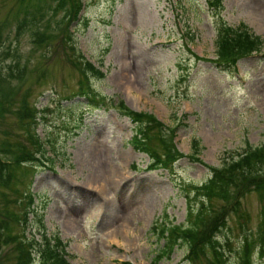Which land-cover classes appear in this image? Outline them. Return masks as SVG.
I'll list each match as a JSON object with an SVG mask.
<instances>
[{"label":"rangeland","instance_id":"obj_1","mask_svg":"<svg viewBox=\"0 0 264 264\" xmlns=\"http://www.w3.org/2000/svg\"><path fill=\"white\" fill-rule=\"evenodd\" d=\"M76 1L0 0V264L22 261V240L41 245L42 235L58 236L68 264H152L163 245L153 220L185 226L188 207L200 201L223 215L210 223L209 248L223 264H240L241 237L264 233V192L235 189L229 210L225 201L205 203L195 188L211 176L208 167L264 143V0H222L217 16L205 0H81L71 20ZM217 17L245 24L262 42L235 72L216 62ZM95 95L108 110L84 99ZM120 102L161 124L148 134L160 160L167 149L158 136L181 154L165 170L146 171L149 158L127 144L133 125ZM23 148L36 162L13 160ZM209 248L192 264H209ZM253 249L250 264H264ZM27 253L29 264H42L36 245ZM187 256L179 244L156 264H189Z\"/></svg>","mask_w":264,"mask_h":264},{"label":"trees","instance_id":"obj_2","mask_svg":"<svg viewBox=\"0 0 264 264\" xmlns=\"http://www.w3.org/2000/svg\"><path fill=\"white\" fill-rule=\"evenodd\" d=\"M222 0H205L207 11L209 14L216 16L222 10ZM81 2L77 0L74 6H71V20H75L78 12L81 10ZM35 22L34 18L29 19V16H26L22 19L27 27V32H30V35H35L36 32H33L31 29V23ZM61 23H56L55 26H59ZM23 25H19V29ZM214 49L216 55V62L220 65H225L228 69L232 66L237 59L249 56L252 53H258L261 49L262 42L261 39L254 35L251 30L243 23L231 26L223 22L220 18L217 17V20L214 21ZM38 29V28H37ZM3 41H0V47ZM49 47V46H46ZM50 48H48L49 50ZM81 66L86 71L91 73L93 76L101 78L103 75L96 68H94L89 62L81 60ZM82 73L84 71L82 70ZM5 79V76H0V81ZM91 98L95 104L103 103V98ZM120 110L121 114L128 117L130 122L133 123L132 135L128 141V144L131 148L137 152L145 153L149 158L154 159L155 164L149 166L153 168L156 165V161L160 166L165 167L166 163L171 164L177 157H180L178 153L171 154L168 151V147L163 144L161 137H157L160 145L167 149L163 152V160H160L159 156L154 154L150 148V136L151 126L154 127L160 126L161 124L156 121V119L145 113H136L127 109L121 102L117 108ZM31 131L33 129L31 128ZM169 133L172 134L173 131L169 130ZM30 139L37 145L39 149L41 145L35 136L31 132ZM170 142V140H169ZM196 141L191 143V148L193 147V155L197 153L195 149ZM20 155L15 154L12 158L14 161H18L19 158H23V161L28 163L36 162L35 157L31 154L30 151H25L24 148L20 149ZM21 153H24L21 156ZM21 163V161H20ZM211 173L209 179L201 185L196 187V191L199 193V198H205V203L211 199H216L220 201H225L229 210L234 205V200L237 198L238 191L235 192V189H244L245 190H255L260 194L264 192V143L257 147H247L245 151L237 155L235 159H231L228 162L224 163L220 168L208 167ZM8 172V171H6ZM240 186V187H239ZM28 208L31 205V198L28 196ZM199 207L192 208L188 207L186 212V225H174L170 226L166 224L164 220L155 219L151 224V230L158 239L163 240V245L159 253L154 257L152 264H156L161 258H168L171 254L172 249L181 244H186L188 247V260L192 264L195 262L197 256H201L205 253V249L210 246L215 245L213 241V235L211 230L213 229V224H210L213 221V218L221 219L222 214H215L210 208V203L203 204L202 201L197 203ZM230 204V205H229ZM205 206V207H204ZM236 210V207H235ZM32 213L31 211H23L22 217L25 220L27 215ZM36 219H40L41 215L34 212ZM31 240H22V244H19V250L22 254L23 260L17 264H29L30 261H27L29 257L27 256V250L31 248L34 244L36 245L40 252V258L42 264H68L66 260L60 256L57 251L58 246L61 248V242L58 236L45 237L42 235L40 241H42V248L40 249V244L34 242L33 236ZM213 242V243H212ZM212 243V244H211ZM258 249L257 255L262 257L264 255V233L257 234L256 238L248 239L246 236H242L239 242V259L240 264H250L249 257L252 254V248ZM27 250H26V249ZM210 256L212 261L209 264H223V259L221 252L216 251V248H209ZM253 249V250H254ZM42 250V251H41ZM192 257V258H191ZM43 260V261H42ZM127 264V263H122Z\"/></svg>","mask_w":264,"mask_h":264}]
</instances>
